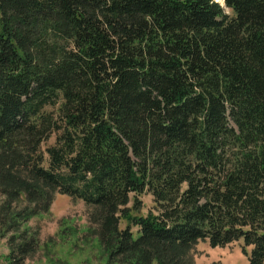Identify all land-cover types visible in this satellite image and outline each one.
Here are the masks:
<instances>
[{
  "label": "trees",
  "instance_id": "1",
  "mask_svg": "<svg viewBox=\"0 0 264 264\" xmlns=\"http://www.w3.org/2000/svg\"><path fill=\"white\" fill-rule=\"evenodd\" d=\"M57 192L106 264H194L199 241L264 264V0H0L8 264Z\"/></svg>",
  "mask_w": 264,
  "mask_h": 264
},
{
  "label": "rangeland",
  "instance_id": "2",
  "mask_svg": "<svg viewBox=\"0 0 264 264\" xmlns=\"http://www.w3.org/2000/svg\"><path fill=\"white\" fill-rule=\"evenodd\" d=\"M225 11L229 13V9L225 8ZM59 104L60 99L54 106L47 105L44 109L56 113ZM54 140L55 135L52 134L42 144V148ZM140 199L141 214L153 209L150 193L143 192ZM91 212V207L81 199L55 193L48 211L29 220V226L38 228L39 246L21 264H106L104 251L97 240L98 226ZM8 252L6 239L0 238V264H8ZM192 254L194 264H248V258L241 251L239 242L211 247L206 241H199Z\"/></svg>",
  "mask_w": 264,
  "mask_h": 264
},
{
  "label": "bare ground",
  "instance_id": "3",
  "mask_svg": "<svg viewBox=\"0 0 264 264\" xmlns=\"http://www.w3.org/2000/svg\"><path fill=\"white\" fill-rule=\"evenodd\" d=\"M216 1H218V2L221 3V4L223 3V0H216Z\"/></svg>",
  "mask_w": 264,
  "mask_h": 264
},
{
  "label": "water",
  "instance_id": "4",
  "mask_svg": "<svg viewBox=\"0 0 264 264\" xmlns=\"http://www.w3.org/2000/svg\"><path fill=\"white\" fill-rule=\"evenodd\" d=\"M216 1V0H215Z\"/></svg>",
  "mask_w": 264,
  "mask_h": 264
}]
</instances>
